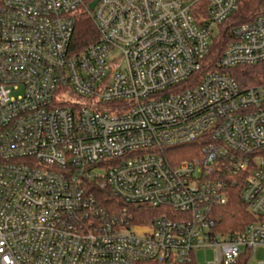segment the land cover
I'll return each instance as SVG.
<instances>
[{"label":"built area","instance_id":"obj_1","mask_svg":"<svg viewBox=\"0 0 264 264\" xmlns=\"http://www.w3.org/2000/svg\"><path fill=\"white\" fill-rule=\"evenodd\" d=\"M238 5L99 0L98 40L76 51L85 0H0V264H195L201 248L211 264L248 251L251 264L264 248V17L231 27ZM257 67L243 86L239 68ZM238 185L255 221L219 233L215 209ZM134 207L162 213L134 224Z\"/></svg>","mask_w":264,"mask_h":264},{"label":"trees","instance_id":"obj_2","mask_svg":"<svg viewBox=\"0 0 264 264\" xmlns=\"http://www.w3.org/2000/svg\"><path fill=\"white\" fill-rule=\"evenodd\" d=\"M96 0H85V7H83L77 15L76 28L72 42V48L76 51H81L91 43L98 40V32L95 28L93 20L88 8L92 2ZM238 10L232 18L226 23L235 27L241 24L253 22L258 17H264V0H238ZM227 43V39L222 42ZM261 67L257 68H239L242 71L237 75V79L241 81L243 86H252L260 83ZM200 144H193L180 147L177 150L180 160L193 159L200 151ZM241 186H235L230 190V200L225 206H218L215 209V218L217 220V231L222 234H238L242 232L246 226L255 221L251 216L245 204L240 198ZM98 198L103 202L109 212H121L125 205L113 197L109 191L102 190L97 192ZM130 215H132V223L140 225H150L162 213V210L134 207L130 208ZM250 259V252L241 256L236 264H248ZM139 264H157L151 261L141 262Z\"/></svg>","mask_w":264,"mask_h":264},{"label":"rangeland","instance_id":"obj_3","mask_svg":"<svg viewBox=\"0 0 264 264\" xmlns=\"http://www.w3.org/2000/svg\"><path fill=\"white\" fill-rule=\"evenodd\" d=\"M217 32V30H216ZM140 233L141 231L138 230ZM195 264H211L216 258V250L214 248H201L195 252ZM264 261V248H259L252 259L251 264H257Z\"/></svg>","mask_w":264,"mask_h":264},{"label":"water","instance_id":"obj_4","mask_svg":"<svg viewBox=\"0 0 264 264\" xmlns=\"http://www.w3.org/2000/svg\"><path fill=\"white\" fill-rule=\"evenodd\" d=\"M98 2H99V0H96L90 4L89 8L91 11H93L95 9V6L97 5Z\"/></svg>","mask_w":264,"mask_h":264}]
</instances>
